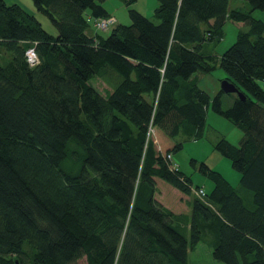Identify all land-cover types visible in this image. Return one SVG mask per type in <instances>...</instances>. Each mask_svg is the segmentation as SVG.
I'll use <instances>...</instances> for the list:
<instances>
[{
    "label": "trees",
    "instance_id": "1",
    "mask_svg": "<svg viewBox=\"0 0 264 264\" xmlns=\"http://www.w3.org/2000/svg\"><path fill=\"white\" fill-rule=\"evenodd\" d=\"M121 1L130 23L99 30L113 17L103 0H32L52 34L0 0V264H188L203 241L222 263L264 264V20L252 16L264 0H157L151 17ZM227 20L246 28L218 59L203 54ZM217 65L243 99L199 86ZM209 106L241 136L214 144L237 184L200 162L206 191L171 154L178 136H204ZM158 179L188 209L159 201Z\"/></svg>",
    "mask_w": 264,
    "mask_h": 264
},
{
    "label": "rangeland",
    "instance_id": "2",
    "mask_svg": "<svg viewBox=\"0 0 264 264\" xmlns=\"http://www.w3.org/2000/svg\"><path fill=\"white\" fill-rule=\"evenodd\" d=\"M5 1L7 3L17 1L29 11H34L36 18L40 21L42 27L49 33H56V28L52 25L47 16L34 9L32 0ZM102 3L111 15L116 16L120 23H130L128 7L122 3L121 0H103ZM238 3L240 6L243 4L246 5V2L243 0H239ZM156 5L157 0H136L131 7L139 10L144 15L151 17ZM252 16L264 20V9L254 10ZM240 24L227 20L223 25L222 39L220 41L208 40L204 42L201 52L203 54L213 55L215 59H218L221 53L234 42L237 31L246 28L243 23V25ZM93 29L94 27L90 25L88 32L91 33ZM224 75L225 72L217 65L211 73L200 77L199 86L213 94L219 89L220 79H222ZM93 82L102 93L111 89L108 82L101 79H94ZM229 100V95L223 96L224 108L227 107ZM150 133L157 148L159 147L162 151H165L171 146L172 141L168 138H164L155 128H152ZM222 135H224L231 143L237 144L241 136V131L226 118L214 113L209 106L207 110L206 127L202 138L192 140L181 135L176 138V141H182L183 147L179 151L171 154L172 163L190 176L193 186L200 185L206 191H209L212 188L211 180L199 170L200 162H206L211 168L221 172L224 177L229 181H232V183L236 184L238 182L239 172L232 167L231 160L214 150L215 142L218 141ZM168 140H170V142ZM157 189L158 192L156 193V198L167 207L175 212L186 210V196L182 195L180 191L161 179L157 180ZM189 255L188 264H225L212 257L211 250L204 241L200 242L196 248L189 253Z\"/></svg>",
    "mask_w": 264,
    "mask_h": 264
},
{
    "label": "built area",
    "instance_id": "3",
    "mask_svg": "<svg viewBox=\"0 0 264 264\" xmlns=\"http://www.w3.org/2000/svg\"><path fill=\"white\" fill-rule=\"evenodd\" d=\"M114 21H115V19L113 17L96 19L95 20V26L99 30H107L109 28V26ZM25 55H26V59H27V62L29 63V65L33 66L38 62L37 54H36L34 48L27 49L25 52ZM263 83H264V81H263ZM197 194L198 195L204 194V192L202 189H199L197 191Z\"/></svg>",
    "mask_w": 264,
    "mask_h": 264
},
{
    "label": "water",
    "instance_id": "4",
    "mask_svg": "<svg viewBox=\"0 0 264 264\" xmlns=\"http://www.w3.org/2000/svg\"><path fill=\"white\" fill-rule=\"evenodd\" d=\"M220 86L224 92L236 93L240 98L242 99L244 98L243 94L239 92L238 89L235 87V85L229 82L228 80L226 79L221 80ZM15 264H18V263L16 262Z\"/></svg>",
    "mask_w": 264,
    "mask_h": 264
},
{
    "label": "crops",
    "instance_id": "5",
    "mask_svg": "<svg viewBox=\"0 0 264 264\" xmlns=\"http://www.w3.org/2000/svg\"><path fill=\"white\" fill-rule=\"evenodd\" d=\"M15 2H17V1H14V2H12V3H15ZM7 3V2H6ZM17 3H19V2H17ZM10 4V3H9ZM20 4V3H19ZM22 5V4H21ZM23 6V5H22ZM24 7V6H23ZM25 8V7H24ZM26 9V8H25ZM27 11H29L28 9H26ZM29 12H31V13H33L34 11H29ZM113 16V18L116 20V22H119L118 21V19L116 18V16H114V15H112ZM236 23H238V24H240L241 22H236ZM240 25H242V23L240 24ZM220 79V78H219ZM202 89H204V88H202ZM205 90V89H204ZM217 90V89H216ZM205 91H207V90H205ZM208 92V91H207ZM216 92V91H215ZM209 93V92H208ZM209 94H211L212 95V93H209ZM214 94V93H213ZM236 180V179H235ZM231 183H232V181H230ZM236 182V181H235ZM232 184H235V183H232ZM237 184V183H236ZM187 200H188V197H186V200H185V202H187ZM186 209H188V206H187V204H186Z\"/></svg>",
    "mask_w": 264,
    "mask_h": 264
},
{
    "label": "bare ground",
    "instance_id": "6",
    "mask_svg": "<svg viewBox=\"0 0 264 264\" xmlns=\"http://www.w3.org/2000/svg\"><path fill=\"white\" fill-rule=\"evenodd\" d=\"M36 54H37V53H36ZM37 58H38V56H37ZM38 61H39V59H38ZM37 63H38V62H37ZM37 63H36V64H37ZM28 64H29V63H28ZM36 64H35V65H36ZM35 65H33V66H35ZM30 66H31V65H30Z\"/></svg>",
    "mask_w": 264,
    "mask_h": 264
}]
</instances>
